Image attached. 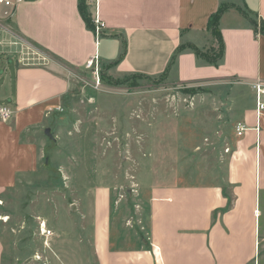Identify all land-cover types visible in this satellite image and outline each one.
I'll return each instance as SVG.
<instances>
[{
    "label": "crops",
    "instance_id": "1",
    "mask_svg": "<svg viewBox=\"0 0 264 264\" xmlns=\"http://www.w3.org/2000/svg\"><path fill=\"white\" fill-rule=\"evenodd\" d=\"M238 3L264 21V0H89L92 17L98 14L106 25L100 37L87 28L79 0H23L18 5L10 22L16 37L2 40L18 41L10 46L18 49L20 64L14 116L48 115L61 107L72 91L73 69H84L96 54L114 75L159 76L174 67L180 83L241 78L254 91L253 105L237 116L226 139L228 155L219 156L218 163L225 165L222 177L199 172L198 184H192L190 173L189 182H140L143 188L134 194L142 198L130 213L118 203L109 216L99 202L112 200V193L97 191L92 240L98 264H264V115L256 117L251 85H264V36L231 8L220 21L221 64L229 74L223 76L218 68L214 75V65L190 49L171 65L181 46L204 48L210 17L222 4ZM125 41L127 53L119 61ZM238 124L246 128L241 136ZM8 147L11 143L0 139V159ZM7 153L12 156L11 150ZM3 173L0 167V178L12 180ZM9 185L0 183V191Z\"/></svg>",
    "mask_w": 264,
    "mask_h": 264
},
{
    "label": "rangeland",
    "instance_id": "2",
    "mask_svg": "<svg viewBox=\"0 0 264 264\" xmlns=\"http://www.w3.org/2000/svg\"><path fill=\"white\" fill-rule=\"evenodd\" d=\"M233 8L245 12L240 3ZM246 19L264 33L258 17ZM3 24L11 32H0V41L16 37L13 25ZM205 37L201 53L218 56V37L211 30ZM16 43L0 46V104L13 107L20 64L18 49L10 46ZM221 62L212 66L214 75L218 68L229 74ZM111 69L101 64L99 89L90 72L73 69L72 91L61 111L0 121V139L12 146L4 150L0 167L13 176L0 178L10 184L0 191V264H98L92 240L97 191L112 193L113 202H99L109 216L118 203L130 213L142 198L134 194L143 188L140 182H189L190 173L198 184L199 172L225 173L218 159L228 155L226 139L237 116L255 101L246 81L200 85L180 83L174 67L142 77L114 75ZM42 222L54 232L48 245L40 234Z\"/></svg>",
    "mask_w": 264,
    "mask_h": 264
},
{
    "label": "built area",
    "instance_id": "3",
    "mask_svg": "<svg viewBox=\"0 0 264 264\" xmlns=\"http://www.w3.org/2000/svg\"><path fill=\"white\" fill-rule=\"evenodd\" d=\"M23 0H0V32H11L4 26V22L11 24L12 17L14 16L18 5ZM93 23L95 25V34L97 37H100L102 31L105 29V23L100 19L98 14L93 18ZM0 44L3 45L2 41ZM84 69L90 72L95 80V86L99 89L101 84V61L99 55L96 54L92 57L86 64ZM256 93V117L260 120V118L264 115V102L262 98L264 96V85L257 81L253 86ZM61 107H57L55 109H51V111H61ZM14 109L12 104H0V121L6 123L14 116ZM246 128L244 125L238 124L237 133L238 136H241L245 132ZM40 234L46 241V245L50 239L54 237V232L47 227L46 222H42L40 224Z\"/></svg>",
    "mask_w": 264,
    "mask_h": 264
},
{
    "label": "trees",
    "instance_id": "4",
    "mask_svg": "<svg viewBox=\"0 0 264 264\" xmlns=\"http://www.w3.org/2000/svg\"><path fill=\"white\" fill-rule=\"evenodd\" d=\"M230 8H233V5H230V4H222L221 7L219 8V10L215 14H213L210 17V20H209L208 31L211 30L212 31V34L218 37L219 42L221 44L220 54L218 56L208 57V56L202 54L201 51L197 47H195L193 45L181 46L177 50L175 56L173 57V60L171 62V65L175 62L177 56L183 50H185V49L192 50L201 60H203V61H205V62H207L209 64L218 65L223 60L224 50H225L224 41H223L222 34H221V31H220V21H221L222 16ZM237 9L239 10L238 7H237ZM79 11H80V14H81V16H82V18H83V20H84L87 28L90 31H92V32L95 33V25L93 23L92 14H91L90 9H89V6L87 4V0H79ZM244 11L245 12L242 13V14L246 18H247V14H252L251 11H249L246 7H245ZM262 22H263V25H264V21H262ZM255 32L257 33V31H255ZM262 35L264 36V33ZM126 53H127V43L125 41L124 42V49H123V52H122V55H121L119 61L122 60L126 56ZM210 53L211 54H215V52H213V50H210ZM138 76H141L142 77V75H138Z\"/></svg>",
    "mask_w": 264,
    "mask_h": 264
},
{
    "label": "water",
    "instance_id": "5",
    "mask_svg": "<svg viewBox=\"0 0 264 264\" xmlns=\"http://www.w3.org/2000/svg\"><path fill=\"white\" fill-rule=\"evenodd\" d=\"M49 132H50V130H49V129H47V130H46V134H49ZM47 160H48V159H47Z\"/></svg>",
    "mask_w": 264,
    "mask_h": 264
}]
</instances>
